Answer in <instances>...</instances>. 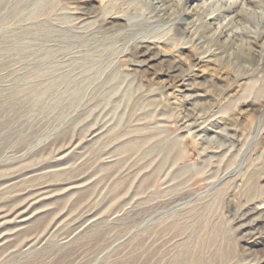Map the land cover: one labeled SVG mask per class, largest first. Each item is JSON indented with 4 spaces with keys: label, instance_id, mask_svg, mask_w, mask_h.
Instances as JSON below:
<instances>
[{
    "label": "rangeland",
    "instance_id": "obj_1",
    "mask_svg": "<svg viewBox=\"0 0 264 264\" xmlns=\"http://www.w3.org/2000/svg\"><path fill=\"white\" fill-rule=\"evenodd\" d=\"M150 1L0 0V211L41 183L56 192L0 264L264 259V231L254 242L236 218L246 204L264 211V0H223L246 7L232 24L243 39L225 42L229 13L206 16L215 0L168 2L161 16ZM176 17L195 23L192 36L177 34ZM145 39L201 75L183 86L164 64L137 72L131 54ZM15 86L41 93L12 100Z\"/></svg>",
    "mask_w": 264,
    "mask_h": 264
},
{
    "label": "bare ground",
    "instance_id": "obj_2",
    "mask_svg": "<svg viewBox=\"0 0 264 264\" xmlns=\"http://www.w3.org/2000/svg\"><path fill=\"white\" fill-rule=\"evenodd\" d=\"M151 1H153L152 2V4H153L152 5V15L161 16L162 11L164 10V8H166L165 4L168 2H173L175 0H151ZM210 3H213V5L215 4V8L212 9L210 12L206 13L207 17H209V18L216 17V15L213 13H214V11L216 12L218 9L220 12L224 11V12L229 13V17L227 19V22L225 23L226 25L223 28H221L218 35H216L217 39L222 40L223 38L227 37L226 39H224V42L228 40V37H231L232 40H242L243 38L241 36V33L237 32V31H233L232 24H234V23L238 24V25L240 24V23H238L237 17L239 15H241L243 7L246 8L244 6V2L242 3V2L234 1L233 3H227L223 0L221 2H219V0H215V2L213 1ZM82 15H84V13ZM80 16L78 18H80ZM91 16H93V15H91ZM112 17H111L112 19L109 20L110 23H112L113 25H120V26L122 25L123 22L121 20H124L123 19L124 17L122 15L116 14V15H113ZM84 18H86V17L84 16L82 19H84ZM174 19H176L175 27H176L177 34L185 35V36H192L193 33H191V32H193V30L191 31L190 29H192V27L194 26L195 23L194 24L190 23V26L186 27L185 24H188L189 22H186L185 18L176 17ZM128 21H130V19ZM202 35L209 36V35H207V32L202 33ZM242 35H243V33H242ZM217 49H218V47L214 48V49H212V51H210V52L208 51V53L198 57L199 62H202V63L211 62L214 59V58L212 59L213 55H216V57H217L219 55V53H221L218 51L214 52ZM131 55L135 58L134 64L136 65L137 72H146L147 69L152 68L154 64L166 65L165 68L163 70H161V73L162 74L164 73V76H167L168 79L170 78V80H172V83L174 80L175 81L174 83L181 82V84L183 86H186L188 83H184L185 80H187L188 78L194 77V76L198 78L201 75V74L195 72L196 69L192 65L184 67L183 64H181L180 60L177 61L176 59H171L169 57L171 55V53H166L165 51H162V49L159 50V48L157 46H155L154 43H152L151 41H148L146 39L142 41V44H140V46ZM193 64H194V66L196 65L195 63H193ZM169 81H167V82H169ZM171 87H172L171 84H167L166 90H169ZM35 88L36 87H32V88L28 89V88H24L21 86H15L10 91L9 96L11 97L12 100H16V99L20 100L21 99V100L29 101L31 103V101L34 98L40 96V93H41V91H38V89H35ZM44 91H46V90H44ZM168 95H170V94L168 93ZM14 102L12 103L13 105H15V103H16V102L15 103ZM5 103H2L0 105V108L2 110L5 108ZM10 106H12V105H10ZM190 116L191 115L187 114L185 120L188 121V119L191 118ZM2 123H0V130L4 128ZM6 124H10V122H8ZM99 130H101V128ZM203 138H204V136H203ZM4 139L3 138L0 139V142H2ZM76 146H77V144H75V142L70 140L65 146L59 147L58 149H56L55 154L59 158H64L65 156L70 154V152ZM61 148H64V149H61ZM64 150L66 152L64 154H62V152ZM81 186H82V183L78 182V183L70 185L67 188V190L80 188ZM49 187H50V185L41 183L40 186L37 188V190L34 192H31L30 196H25L22 204H20L19 206H16L15 209H13L11 211H0V225H4L5 223L11 222L12 220L17 222V224H15L14 226H12V228H10L11 229L10 231L0 232V252H7V253L9 252L10 253L12 251H15V249L17 248L16 243L15 242L10 243V241H13V237H15L18 234L20 235V232L23 231L24 228H26L29 225L31 219L34 218L38 213L47 211L46 206L43 205L42 207H40V205L44 204L43 203L44 201H47V200L56 196V192L49 189ZM38 204H40V205H38ZM37 207H39V209ZM34 208H36L38 210L33 211ZM13 214H15V215L13 216ZM236 218H237L238 223H241L240 226L242 228L254 229L250 232L253 236L257 235L254 242L255 241L256 242L261 241V240H259L260 237H262L260 233L264 231V211L263 210H259L258 208H256L255 206H253L251 204H246L241 209V211L237 213ZM94 219L95 218L92 216V217H89L87 220L82 221L80 224L75 226L74 231L77 229H80V227L84 226L86 223H89L88 222L89 220L92 221ZM55 226H56V224H55ZM33 238L28 237L24 244L26 246H29V245L35 243L37 239L34 240ZM11 246H15L16 248L14 247L15 249H13V247H12V249H11ZM258 264H264V259H262Z\"/></svg>",
    "mask_w": 264,
    "mask_h": 264
}]
</instances>
